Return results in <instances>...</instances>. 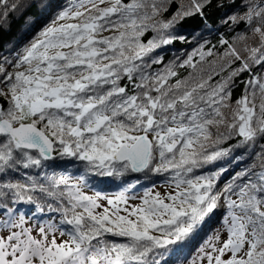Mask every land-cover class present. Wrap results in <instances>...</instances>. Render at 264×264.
Masks as SVG:
<instances>
[{"label":"snow or ice","instance_id":"snow-or-ice-1","mask_svg":"<svg viewBox=\"0 0 264 264\" xmlns=\"http://www.w3.org/2000/svg\"><path fill=\"white\" fill-rule=\"evenodd\" d=\"M214 3L73 0L11 62L0 61V264H168L170 250L221 201L224 232L185 264H264V0H231V14L220 18L229 35L179 63L196 69L199 56L218 71L181 79L172 66L153 67L163 64L158 49L186 42L177 26L206 20ZM17 7L0 0V17ZM237 84L242 92L233 104ZM249 148L259 168L241 169L222 189L226 170L200 171ZM54 153L93 176L168 174L175 190L162 197L153 184L131 204L136 197L127 189L114 197L85 194L84 176H61L46 187L22 172ZM11 173L24 182L7 179ZM41 196L60 220L33 234L13 205ZM57 232L67 239L58 242Z\"/></svg>","mask_w":264,"mask_h":264},{"label":"trees","instance_id":"trees-1","mask_svg":"<svg viewBox=\"0 0 264 264\" xmlns=\"http://www.w3.org/2000/svg\"><path fill=\"white\" fill-rule=\"evenodd\" d=\"M11 3L12 0H9ZM73 0H15L19 5L15 10L9 8L8 13L0 17V61L7 60L11 62L18 51H22L24 47L28 46L39 33L54 20H56L59 13L71 5ZM231 0H215L213 7L207 10L208 18L201 20L200 18H191L179 24L176 28V33L179 36L186 38V42L177 39L173 44L161 47L154 55L162 58L163 64L154 65L155 70H160L165 66H172L178 73V78H187L189 73L195 71L197 74L204 72H212L213 68L219 70L218 65L210 64L207 62H200L199 56L194 57V62L197 64L196 69L190 67H179V63L188 58L189 54L194 52L201 45H207L209 42L212 45H217V40L220 35H229L230 30L223 27L220 18L225 13L231 14L232 9L228 7ZM223 4L224 7H218ZM105 5H101L103 7ZM246 25H240L236 28V34L244 33ZM219 29V32L217 31ZM111 32H105L102 35H111ZM155 33H149L144 38H152ZM206 61L212 58H205ZM9 71L14 69L9 68ZM225 73H221L224 75ZM219 77H217L218 79ZM242 86L237 84L233 89L232 103L241 95ZM258 102V101H257ZM253 149L249 148L247 152L240 154L239 151L234 152L232 156L223 159L207 168L200 170L205 175L212 174L220 170L224 174L220 177L218 190L222 189L226 184L232 183L233 174L241 171L246 167L260 166L259 156H252ZM54 159L43 162L41 168L22 170L27 171L32 175L37 182L44 183L49 186L50 182L59 179L61 176L69 179L70 182H80L79 177L84 176L87 179V187L83 191H87V195H94L97 191L103 195L110 197L116 196L120 191L127 189L129 197H136L130 199L141 201L139 197L143 195L146 189L155 187L154 192L160 193L163 197L165 194L175 190L174 185L171 184L168 174L164 176L149 175L147 177L141 175L137 180L135 176L125 178L121 177H100L89 174L83 163L75 161L74 158L59 157L54 153ZM7 179L24 182V177L16 173H11ZM52 203L50 198L39 197L35 203H21L13 205L18 207L19 211L17 217L21 214L25 216L26 220L33 219L39 222L44 220L45 223L52 222L58 223L60 216L58 213L49 211L48 205ZM226 215V208L223 201H221L218 208L208 218L202 221L199 226L194 230L191 237L181 246L174 247L170 250V255L167 256L168 264H185L186 260L194 256L197 250L205 243L206 239L212 235V232L220 226L224 231L223 220Z\"/></svg>","mask_w":264,"mask_h":264},{"label":"rangeland","instance_id":"rangeland-1","mask_svg":"<svg viewBox=\"0 0 264 264\" xmlns=\"http://www.w3.org/2000/svg\"><path fill=\"white\" fill-rule=\"evenodd\" d=\"M84 192H85V194L88 193L87 191H84ZM129 202H130L131 204H135V203H137V201H134V200H130ZM26 221H27L26 226H27V227H31V228L34 229V233H33V234H35V230L38 228V226L46 225L43 219H42L40 222H38V223H35V222H33L32 220H26ZM217 232L223 233L224 231H222V230L220 229V226H219V227H217V229H215V230L212 232V235H211V236H215V235L217 234ZM56 236H57V241H58V242H60V240H62V239H67L66 236L61 237L60 234H59V232L56 233ZM226 238H227V237H226V234H225V235H222V239H226Z\"/></svg>","mask_w":264,"mask_h":264}]
</instances>
